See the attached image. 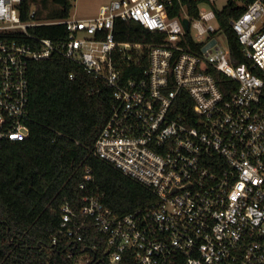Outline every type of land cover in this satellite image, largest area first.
I'll list each match as a JSON object with an SVG mask.
<instances>
[{
	"label": "built area",
	"instance_id": "built-area-1",
	"mask_svg": "<svg viewBox=\"0 0 264 264\" xmlns=\"http://www.w3.org/2000/svg\"><path fill=\"white\" fill-rule=\"evenodd\" d=\"M190 1L112 0L91 18L38 20L32 10L22 21L23 0H0V142L29 136V63L61 56L112 92L92 155L155 198L123 216L98 197L82 198L77 212L62 206L70 264H264V0L219 9L205 0L195 16ZM228 6L243 7L228 24L247 64L234 66L227 42L218 43L217 13ZM116 19L157 41L116 42ZM44 25H63L66 39L28 30ZM88 222L104 238L105 259L95 243L75 250Z\"/></svg>",
	"mask_w": 264,
	"mask_h": 264
},
{
	"label": "trees",
	"instance_id": "trees-1",
	"mask_svg": "<svg viewBox=\"0 0 264 264\" xmlns=\"http://www.w3.org/2000/svg\"><path fill=\"white\" fill-rule=\"evenodd\" d=\"M39 1L23 0L22 21L29 20L32 10L35 19L40 20L43 14L38 10ZM42 2L59 8L47 14V19L70 17L71 0ZM203 2L187 3L188 14L195 16L196 5ZM242 10L243 7L228 6L217 13L234 66L247 64L228 24ZM178 12L176 3L168 16L172 18ZM28 30L35 37L53 42L66 39L63 25ZM113 36L118 43L130 44H152L158 39L139 24L119 19L114 22ZM27 78L29 136L22 142H0V264H70L66 251L74 248V244L69 245L60 229L62 206L77 212L84 204L82 198L98 197L113 214L123 216L147 208L155 198L146 188L92 155L95 140L113 104L110 89L81 66L58 55L30 62ZM222 82L219 80V86L225 91L220 85ZM54 238L56 243L52 242ZM93 243L97 244L95 254L105 259L104 238L88 222L82 231V242L75 250H83ZM118 264L134 262L125 258Z\"/></svg>",
	"mask_w": 264,
	"mask_h": 264
},
{
	"label": "rangeland",
	"instance_id": "rangeland-1",
	"mask_svg": "<svg viewBox=\"0 0 264 264\" xmlns=\"http://www.w3.org/2000/svg\"><path fill=\"white\" fill-rule=\"evenodd\" d=\"M112 0H71V11H70V18L74 19H85V18H91L95 17L98 13V9L101 6L107 5ZM224 1L226 0H219L216 2V8L219 9L223 7ZM44 3V6L42 5ZM38 10L42 12V17L40 20H49L47 19V14L51 12H57L59 8L55 5H53L50 2H42L40 0L38 2ZM218 43L220 46L225 47L226 46V37L224 35H218L217 36Z\"/></svg>",
	"mask_w": 264,
	"mask_h": 264
},
{
	"label": "water",
	"instance_id": "water-1",
	"mask_svg": "<svg viewBox=\"0 0 264 264\" xmlns=\"http://www.w3.org/2000/svg\"><path fill=\"white\" fill-rule=\"evenodd\" d=\"M184 27H185L186 30L188 29V22H187V20H184ZM213 43H214V41H212L210 43V45L213 44Z\"/></svg>",
	"mask_w": 264,
	"mask_h": 264
}]
</instances>
